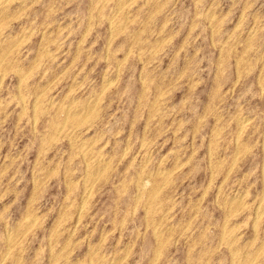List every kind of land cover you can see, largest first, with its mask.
<instances>
[{"label":"rangeland","instance_id":"obj_1","mask_svg":"<svg viewBox=\"0 0 264 264\" xmlns=\"http://www.w3.org/2000/svg\"><path fill=\"white\" fill-rule=\"evenodd\" d=\"M0 12V264H264V0Z\"/></svg>","mask_w":264,"mask_h":264},{"label":"bare ground","instance_id":"obj_2","mask_svg":"<svg viewBox=\"0 0 264 264\" xmlns=\"http://www.w3.org/2000/svg\"><path fill=\"white\" fill-rule=\"evenodd\" d=\"M5 2V1H4ZM7 2V1H6ZM126 2V1H125ZM15 12V11H14ZM120 12V11H119ZM244 12V11H243ZM1 13V12H0ZM124 13V12H123ZM154 14V13H153ZM13 15V14H12ZM126 15V14H125ZM111 19V18H110ZM256 19V18H255ZM127 20V19H126ZM111 24V23H110ZM144 25V24H143ZM111 29V28H110ZM125 30V29H124ZM165 34V33H164ZM250 36V35H249ZM22 38H23V36H22ZM115 38V37H114ZM22 40V39H21ZM52 42V41H51ZM134 42V41H133ZM16 43V42H15ZM14 43V44H15ZM13 44V45H14ZM17 45V44H16ZM45 46V45H44ZM14 47V46H13ZM13 49V48H12ZM48 49V48H47ZM10 51V50H9ZM49 51V50H48ZM42 52V51H41ZM46 52V51H45ZM131 53V52H130ZM127 55V54H126ZM37 56V55H36ZM128 56V55H127ZM107 58V57H106ZM3 59V58H2ZM39 61V60H38ZM36 62V61H35ZM45 63V62H44ZM264 64V63H263ZM11 66V65H10ZM118 69H120V68H118ZM27 71V70H26ZM119 72V71H118ZM24 73V72H23ZM25 74V73H24ZM28 74V73H27ZM21 76H23V75H21ZM117 77V76H116ZM141 77V76H140ZM116 79V78H115ZM2 82V81H1ZM1 85V84H0ZM103 86V85H102ZM75 88V87H74ZM75 93V92H74ZM144 93V92H143ZM146 93V92H145ZM102 94V93H101ZM73 97V96H72ZM95 99H96V97H95ZM38 100V99H37ZM51 100V99H50ZM74 100V99H73ZM90 100V99H89ZM88 100V101H89ZM219 100V99H218ZM157 101V100H156ZM72 102V101H71ZM98 102V101H97ZM50 104V103H49ZM61 105V104H60ZM70 105V104H69ZM51 106V105H50ZM94 106V105H93ZM66 107V106H65ZM89 107V106H88ZM92 107V106H91ZM150 107V106H149ZM35 108V107H34ZM50 108V107H49ZM152 108V107H151ZM68 109V108H67ZM23 110V109H22ZM26 110V109H25ZM35 110V109H34ZM85 110V109H84ZM149 110V109H148ZM48 111V110H47ZM212 111H213V108H212ZM70 113L72 112V111H69ZM90 112V111H89ZM74 114V113H73ZM74 116V115H73ZM222 117V116H221ZM72 120V119H71ZM54 121V120H53ZM64 121V120H63ZM79 123V122H78ZM216 124V123H215ZM77 125V124H76ZM62 126H63V124H62ZM241 127V126H240ZM68 132V131H67ZM73 133V132H72ZM68 135H69V133H67ZM195 134V133H194ZM239 136H240V134H239ZM35 138V137H34ZM239 139V138H238ZM96 141V140H95ZM238 141V140H237ZM81 144V143H80ZM94 144V143H93ZM237 144V143H236ZM129 147V146H128ZM227 147V146H226ZM237 147V146H236ZM93 153V152H92ZM84 156V155H83ZM95 156V155H94ZM151 156V155H150ZM237 156V155H236ZM87 157V156H86ZM221 157V156H220ZM238 157V156H237ZM244 157V156H243ZM167 158V157H166ZM100 160V159H99ZM167 160V159H166ZM211 161V160H210ZM234 161V160H233ZM232 161V162H233ZM90 162V161H89ZM106 163V162H105ZM89 164V163H88ZM147 164V163H146ZM177 164V163H176ZM264 165V164H263ZM56 166V165H55ZM88 168V167H87ZM104 168V167H103ZM102 168V169H103ZM88 170V169H87ZM97 170H99V169H97ZM105 170V169H104ZM5 171V170H4ZM3 171V172H4ZM91 171V170H90ZM163 171H164V169H163ZM43 173V172H42ZM162 173V172H161ZM147 175V174H146ZM151 176V175H150ZM155 176V175H154ZM47 178V177H46ZM108 178V177H107ZM106 178V179H107ZM145 178V177H144ZM88 180V179H87ZM149 180V179H148ZM38 181V180H37ZM211 186V185H210ZM223 186V185H222ZM146 187V186H145ZM91 191V190H90ZM143 191V190H142ZM157 191V190H156ZM68 192V191H67ZM159 192V191H158ZM219 192H220V190H219ZM239 193V192H238ZM264 193V192H263ZM159 194V193H158ZM233 196V195H232ZM253 196V195H252ZM263 196V195H262ZM234 197V196H233ZM243 197H244V195H243ZM251 198V197H250ZM198 201V200H197ZM192 204V203H191ZM244 204V203H243ZM31 205V204H30ZM260 206V205H259ZM161 207V206H160ZM263 207V206H262ZM264 209V208H263ZM262 211V210H261ZM35 214V213H34ZM36 215V214H35ZM195 215H196V213H195ZM37 216V215H36ZM33 217V216H32ZM225 218H227V217H225ZM258 221V220H257ZM153 223V222H152ZM20 224V223H19ZM238 224V223H237ZM28 228V227H27ZM166 229V228H165ZM59 230V229H58ZM193 230V229H192ZM162 231V230H161ZM55 232V231H54ZM11 233V232H10ZM228 233V232H227ZM157 234H159V233H157ZM10 235V234H9ZM13 235H15V234H13ZM160 235V234H159ZM171 235V234H170ZM11 237V236H10ZM170 237V236H169ZM17 239V238H16ZM96 240V239H95ZM227 240V239H226ZM245 240V239H244ZM254 240V239H253ZM67 241V240H66ZM233 244V243H232ZM252 244V243H251ZM15 246V245H14ZM239 246V245H238ZM262 249V248H261ZM8 250V249H7ZM130 250V249H129ZM235 251V250H234ZM8 252V251H7ZM52 252V251H51ZM95 252V251H94ZM238 252V251H237ZM259 252V251H258ZM4 253V252H3ZM60 253V252H59ZM67 253V252H66ZM234 253V252H233ZM5 254V253H4ZM235 254V253H234ZM2 255V254H1ZM58 255V254H57ZM93 255H95V254H93ZM156 255H157V251H156ZM159 255V254H158ZM106 256V255H105ZM114 256V255H113ZM155 257V256H154ZM157 257V256H156ZM64 258V257H63ZM99 258V257H98ZM116 259V258H115ZM155 259V258H154ZM153 259V260H154ZM1 260H4V259H1ZM20 260V259H19ZM68 260V259H67ZM102 260V259H101ZM152 260V261H153ZM79 261V260H78ZM86 261V260H85ZM99 261V260H98ZM156 262V261H155ZM244 262V261H243ZM64 263V262H63ZM66 263V262H65Z\"/></svg>","mask_w":264,"mask_h":264}]
</instances>
